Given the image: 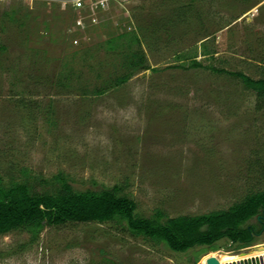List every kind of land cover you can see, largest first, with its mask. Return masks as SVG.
<instances>
[{"label": "rangeland", "instance_id": "obj_1", "mask_svg": "<svg viewBox=\"0 0 264 264\" xmlns=\"http://www.w3.org/2000/svg\"><path fill=\"white\" fill-rule=\"evenodd\" d=\"M71 1L0 0L4 184L42 192L60 173L77 191L117 186L142 218L225 210L264 190V97L224 73L175 67L194 58L264 77V0ZM121 34L138 45L107 51ZM127 53L148 69L111 88ZM195 250L173 253L114 222L46 226L34 243L0 235V264H201L209 253L194 263Z\"/></svg>", "mask_w": 264, "mask_h": 264}, {"label": "trees", "instance_id": "obj_2", "mask_svg": "<svg viewBox=\"0 0 264 264\" xmlns=\"http://www.w3.org/2000/svg\"><path fill=\"white\" fill-rule=\"evenodd\" d=\"M133 44L138 45L135 34L131 37L121 34L108 39L105 48L109 52L116 48L128 50ZM125 57L123 66L128 70L127 74L113 80L111 88L125 84L136 70L148 69L141 55L127 53ZM175 67L224 73L239 79L243 87L257 98L264 97V77L253 80L238 72L202 66L194 58L185 67ZM106 90L94 93L99 95ZM45 184L48 190L33 192L25 181H9L4 184L0 176V235L24 232L29 235V241L34 243L46 226L114 222L131 237L161 244L173 253L183 254L196 249L193 256V262L196 263L201 256L223 247L236 251L252 245L256 241L254 233L260 231L264 218V190L247 193L225 210L175 218H167L156 210L150 217L142 218L135 214L134 202L119 195L117 186L77 191L71 187L66 176L60 173ZM252 219L256 220L253 226L250 224ZM221 241L224 242L223 246L219 245Z\"/></svg>", "mask_w": 264, "mask_h": 264}, {"label": "bare ground", "instance_id": "obj_3", "mask_svg": "<svg viewBox=\"0 0 264 264\" xmlns=\"http://www.w3.org/2000/svg\"><path fill=\"white\" fill-rule=\"evenodd\" d=\"M260 255H264V246L262 245L260 247H256L255 249H253L251 253H246L245 251L239 252L238 254L210 252L208 255L202 258L201 264H205L206 259L209 257H214L215 259H217L219 264H230L233 262L247 260Z\"/></svg>", "mask_w": 264, "mask_h": 264}, {"label": "flooded vegetation", "instance_id": "obj_4", "mask_svg": "<svg viewBox=\"0 0 264 264\" xmlns=\"http://www.w3.org/2000/svg\"><path fill=\"white\" fill-rule=\"evenodd\" d=\"M262 220H263L262 221V227H261L260 231L258 233H254L256 241L254 243H252V245H250V246H248L246 248L236 250V254L239 253V251H241V250L245 251L246 253H251L253 251V249H255L256 247H260L261 245L264 246V241H263L264 238L262 237L263 233H264V218ZM255 223H256L255 219H252L250 221L251 226H253ZM255 258H258L259 261L261 259H263V261H264V255L256 256V257H253V258H250V259H255ZM263 261H260V264H264Z\"/></svg>", "mask_w": 264, "mask_h": 264}, {"label": "built area", "instance_id": "obj_5", "mask_svg": "<svg viewBox=\"0 0 264 264\" xmlns=\"http://www.w3.org/2000/svg\"><path fill=\"white\" fill-rule=\"evenodd\" d=\"M93 1V5H94V9L97 8H102L103 7V3L106 2L107 0H92ZM86 3V0H72L71 1V5L72 7H74L75 9H81L83 8L84 4Z\"/></svg>", "mask_w": 264, "mask_h": 264}, {"label": "water", "instance_id": "obj_6", "mask_svg": "<svg viewBox=\"0 0 264 264\" xmlns=\"http://www.w3.org/2000/svg\"><path fill=\"white\" fill-rule=\"evenodd\" d=\"M239 252H242V250L239 251ZM261 260L263 261V259H261ZM260 261H259L258 258H256V259L242 260V261H239V262H233V263H230V264H260ZM205 264H219V262L214 257H209V258L206 259Z\"/></svg>", "mask_w": 264, "mask_h": 264}]
</instances>
